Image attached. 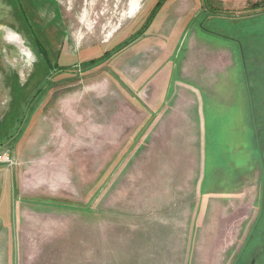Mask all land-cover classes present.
Here are the masks:
<instances>
[{
	"label": "rangeland",
	"instance_id": "1",
	"mask_svg": "<svg viewBox=\"0 0 264 264\" xmlns=\"http://www.w3.org/2000/svg\"><path fill=\"white\" fill-rule=\"evenodd\" d=\"M131 1L0 0V264H120L105 237L136 225L164 238L160 264H264V0ZM168 103L143 152L188 155L192 189H112L111 206L109 158ZM111 163L119 184L130 169Z\"/></svg>",
	"mask_w": 264,
	"mask_h": 264
},
{
	"label": "crops",
	"instance_id": "2",
	"mask_svg": "<svg viewBox=\"0 0 264 264\" xmlns=\"http://www.w3.org/2000/svg\"><path fill=\"white\" fill-rule=\"evenodd\" d=\"M154 80L156 83L160 84L158 85L160 91H159V94L157 95L153 94L150 96L162 98V95H163V92L165 91V86L167 85L168 80L167 79H164L161 81L158 79L157 80L154 79ZM159 101L157 102V104L160 103ZM157 104L152 105L150 107V115H152L149 120L150 123L148 121L149 124L141 130V134L136 139L137 143L134 144L135 148L133 149L132 154L128 153L129 154L128 155V154L122 153L120 157H118L117 159L109 158L110 162H109V165L108 164L106 165V167L110 174L107 175L106 172L104 173L105 177H104L103 189L105 193L107 194V196L109 195V199L108 198L107 199L111 203V206H112V203L115 202V201L113 202V199L116 198V195L118 193H120L121 195L125 194L124 192H122V190L118 191V190H112V189H144V190L146 189L145 191L149 194H153L154 189H158L155 197L158 202H162V203L165 202L169 198V193L168 195L165 196L163 192L159 191V189H175L177 185L183 186V189H185L187 186L190 189H192L191 188V185H192L191 176L192 175L190 174V165L188 164L189 163L188 155H184L183 158H180L179 156H177V153H175L174 148H171L172 150L170 148L163 149V150L157 149L156 146L159 145V141L156 139H151L152 140L151 151L146 152V153L143 152L144 145H145L143 144V141L144 140L147 141L150 138L148 137L147 131L149 127L153 124L152 120L156 118L157 114L166 112L167 111L166 108L169 107V103L166 104V106H162V105L157 106ZM165 124H162L161 127ZM104 137L105 139H108L111 142L112 132L110 130V132L108 133L106 126L104 127ZM73 144H75V140H73ZM76 144L79 145V140H76ZM105 144L112 145L111 143L109 144V142L107 141L105 142ZM120 144H121V141L117 143V145H120ZM108 153L109 152L107 150V152L105 153V156ZM123 155H124V159H123ZM113 160L121 161V166L123 163L127 165L126 169H130L128 173L121 174V176L119 177V184H118V172L120 170L119 171L117 170L116 172H114V169H113L114 173L111 171L113 167L111 162ZM177 171L179 172V175L176 174ZM114 174L115 176L113 177ZM176 176L183 178L182 182H181V179H179V182H175ZM27 180L29 182V185H31L32 182H31L30 176L26 177V181ZM9 184H11L12 186L14 185L13 179L9 180ZM13 189H15V186H13ZM136 192L139 193L138 190H135V193ZM96 194H97V191H94L93 193L94 198H92V200L96 199ZM65 200L69 202V200L67 199ZM144 200L145 198L141 200L135 199V201L137 202L139 201L143 202ZM120 201L121 203L127 202L128 199L126 197L121 196ZM60 202L61 203H56V205L62 206L63 201H60ZM28 203H31L32 205H47L49 204V200L48 198H44V197H41V198L34 197V198H31V202H28ZM144 208H150V207H148L147 205H143L141 207L130 208V211L136 210L137 213L128 214L127 216H130V217H127L126 219L132 218V216L136 217L135 222L134 221L132 222V225L135 224L136 222L140 220L138 218L140 216V214H138L139 209L142 210ZM191 208H192L191 205L189 206V208L187 207V209H191ZM156 215L157 217H153L151 220H144L145 227L149 225L158 226L160 224L159 214H156ZM0 218L7 219V223L9 225H12L13 224L12 221L14 219L13 205L7 208V213L5 210V215L1 216ZM136 226H138V229L136 231H132V233H129L130 230H132L131 227H129L130 229H127L126 233L123 232L124 230H120V233H117L116 230H114L113 233L112 231L109 232L105 237L106 238L105 239L106 244L104 245L105 252L110 250V247L113 246L112 244L114 242V247L119 248L118 249L119 258L121 260L120 264H123V263L125 264H160V261L158 259H161V257L159 256V253L156 250H158L159 243H161V241L164 240V238H160L158 235H156L154 231L152 232L150 231L151 234L145 233L147 230L142 229L140 225H136ZM167 240L170 241V239L168 238ZM171 241H175V235H174V239H172ZM146 243H150V244L147 245ZM106 257H108V255L104 253L105 263L107 262ZM168 258H172L175 262L176 257L174 255L168 256Z\"/></svg>",
	"mask_w": 264,
	"mask_h": 264
},
{
	"label": "trees",
	"instance_id": "3",
	"mask_svg": "<svg viewBox=\"0 0 264 264\" xmlns=\"http://www.w3.org/2000/svg\"><path fill=\"white\" fill-rule=\"evenodd\" d=\"M158 6V3H157V5H156V7ZM261 6H264V2L263 3H255V4H253V7L255 8V7H261ZM247 87H248V85H247ZM251 89H250V91H251V94H252V98H253V104H254V110H255V113H256V104H255V94H254V91H253V89H252V87H250ZM247 92H248V110H249V112H250V115H251V117H252V105H251V103H250V95H249V90L247 89ZM252 121H253V123H254V119H253V117H252ZM261 146H263V145H261Z\"/></svg>",
	"mask_w": 264,
	"mask_h": 264
},
{
	"label": "built area",
	"instance_id": "4",
	"mask_svg": "<svg viewBox=\"0 0 264 264\" xmlns=\"http://www.w3.org/2000/svg\"><path fill=\"white\" fill-rule=\"evenodd\" d=\"M11 159L8 157V155H0V162H5V163H8L10 162Z\"/></svg>",
	"mask_w": 264,
	"mask_h": 264
},
{
	"label": "bare ground",
	"instance_id": "5",
	"mask_svg": "<svg viewBox=\"0 0 264 264\" xmlns=\"http://www.w3.org/2000/svg\"><path fill=\"white\" fill-rule=\"evenodd\" d=\"M138 2V0H132L130 3V8L135 7V4Z\"/></svg>",
	"mask_w": 264,
	"mask_h": 264
},
{
	"label": "water",
	"instance_id": "6",
	"mask_svg": "<svg viewBox=\"0 0 264 264\" xmlns=\"http://www.w3.org/2000/svg\"><path fill=\"white\" fill-rule=\"evenodd\" d=\"M251 105H252V110H253L252 99H251ZM253 119H254V123H255V116H254V112H253ZM256 134H257V136H258V134H259V131H258V129H256Z\"/></svg>",
	"mask_w": 264,
	"mask_h": 264
},
{
	"label": "flooded vegetation",
	"instance_id": "7",
	"mask_svg": "<svg viewBox=\"0 0 264 264\" xmlns=\"http://www.w3.org/2000/svg\"><path fill=\"white\" fill-rule=\"evenodd\" d=\"M250 264H251V261H250Z\"/></svg>",
	"mask_w": 264,
	"mask_h": 264
}]
</instances>
